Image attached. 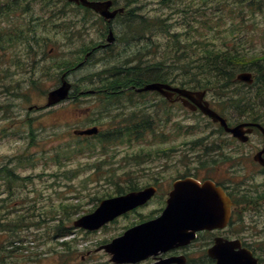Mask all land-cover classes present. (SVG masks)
Returning a JSON list of instances; mask_svg holds the SVG:
<instances>
[{
  "label": "rangeland",
  "instance_id": "obj_1",
  "mask_svg": "<svg viewBox=\"0 0 264 264\" xmlns=\"http://www.w3.org/2000/svg\"><path fill=\"white\" fill-rule=\"evenodd\" d=\"M13 1L20 12L17 11L12 20L4 18V22L0 23V42L26 32L32 40L27 46V53L21 41L17 40L12 45L0 44V164L9 159L19 162L16 171L27 179L19 180L15 186L18 196L14 200H0V212L9 217L20 212L32 213L34 224L21 230L22 240L15 243L19 246L11 252L12 256L7 257L8 264H123L112 262L107 252L97 248L127 227L152 216L156 205L153 201L115 218L97 230L74 227L72 221L91 212L103 197L114 194L111 190L114 185L108 180L151 181L157 167L148 168V163L140 164V155L147 156L148 152L155 154L154 149L158 146L149 147L147 137L144 141L122 138L120 142L121 137L118 136L117 139L111 138L101 143L96 137L74 135V128L99 124L101 129H105V126L120 123L123 117H113L115 113L121 112L120 104L114 103L111 109H102L98 102L103 99L97 98L95 94L77 95L79 89L100 84L88 83L90 80L77 82V78L98 69L121 65L128 57V52L131 49L138 50L136 47L142 46L145 41L137 38L130 40L127 18H116L112 23L116 43L107 51L95 53L88 63L70 74L69 79L77 82L73 83L71 97L48 108L28 109L32 104H44L46 92L58 85L62 69L75 65L87 48L104 40L107 27L93 12L84 11L64 0ZM123 1L119 0V3ZM218 1L136 0L128 8L139 7L133 13L160 17L152 23L160 25L162 29L169 27L172 34L177 33L182 42H187L188 34L185 32L188 26L195 25L199 32L211 31L216 34L215 30L201 24L200 20L205 18L202 17L204 14L206 17L211 12L214 14L216 8L212 10L209 6ZM248 2L249 13L250 7L255 4L260 8L252 12V24L249 26L252 27V35H255L252 48L261 52L264 50L261 28L264 27V0L243 1L244 4ZM25 5L29 12H22ZM227 20L225 17L220 21L221 27L213 25L220 30L226 27ZM152 35L151 40L156 45L157 58L160 60L162 50L167 46L172 49L174 42L164 31L153 32ZM195 37L201 39L198 35ZM189 52L193 54V51ZM104 53L105 58L98 62L97 59ZM223 89L209 90V97L229 120L237 121L238 110L230 104L232 99L226 97L236 87L231 85ZM248 90L252 95L255 87ZM154 98L152 95L144 98L135 96L136 110L144 111ZM260 105L261 108L257 107V110L262 109L264 117V107ZM173 110L176 112L174 131L172 119L160 128L162 135L164 126L170 123L167 125L170 132L163 137V147L174 145L184 149L210 130L211 126L205 127L204 116L181 107ZM151 143L161 145L154 139ZM142 145H146L144 149ZM141 167L147 168L140 170ZM211 168V173L218 170L213 169V166ZM2 195L4 192L0 193ZM156 203L159 205L161 201ZM27 207H30L29 210ZM243 216L244 222L239 223V228L245 231L239 233L246 235L252 246L264 257V216H260L256 224L249 221L252 212L247 211ZM61 218V230L67 227L70 231L66 236L54 233L57 220ZM191 249L193 256L203 255L198 247Z\"/></svg>",
  "mask_w": 264,
  "mask_h": 264
},
{
  "label": "flooded vegetation",
  "instance_id": "obj_2",
  "mask_svg": "<svg viewBox=\"0 0 264 264\" xmlns=\"http://www.w3.org/2000/svg\"><path fill=\"white\" fill-rule=\"evenodd\" d=\"M23 8L24 13L29 12L26 5ZM15 10L16 12L13 13ZM17 11H19V8L13 0H0V23L4 22V18L8 19L10 17L12 20ZM17 40L21 41L23 47H26L27 53V46L32 40L28 32L10 38L6 42H0V44L12 45ZM116 40L117 37L115 35L113 41L108 45L99 48L94 47L98 44H103L105 42L104 37V40L84 51L83 56L75 65L62 69L59 76V83L62 73H65L70 83L87 82V80H90L88 83H100L92 88L79 89L76 94H95L97 98L103 99V101L98 102L102 106V109H111V105L114 103L118 106L119 104L122 105L121 112L113 115V117L123 115L120 123L105 126V129H101L102 126L99 124H89L86 126L95 125L98 127L99 132L107 135L110 134L113 139H117L120 136V142H122V138H126L128 141H144L147 137L146 141L149 147L158 146L154 149L155 154L148 152L147 156L140 155V164L148 163V168L157 167L152 180L148 182L144 179L135 181L133 179L108 180L109 183L114 185L111 189L114 193L113 195L152 188L153 194L149 198V201H153L156 204L155 208H153V215L156 216L160 214L165 206V201L173 189L174 183L177 180L190 179L198 184L213 182L224 191L231 201L230 216L225 226L196 231L194 239L188 243L163 252H156L132 264H214L215 259L208 254V249L214 244L216 238L233 241L236 243V248L248 250L256 257L258 262L264 263V257L252 246V242L246 238V235L239 233L240 231H245L239 228V223L244 222L243 214L245 212H252V217L249 218L252 224H256L260 221V216H264V167L254 159L258 151H263V134L257 127L245 126L244 129L250 128L251 130L248 133H244L246 136L244 140H240V138L233 136L230 132L221 128L218 122H213L208 116L204 115L192 99L180 95L174 88L186 87V89L191 91H204L205 95L202 96L201 103L204 105L206 102L208 107L216 110L231 124L259 122L264 126L263 116L255 117L252 111L243 114L238 112V120L233 122L215 106V101L209 97V90L196 89L190 84L176 83L175 80L171 79H168L167 83H162L167 85L163 90L147 89L137 91L138 88L147 83L159 81L154 78L149 80L143 79L139 82L120 79L125 74L127 75L125 69L133 66L129 62L134 61L132 56L137 52L135 49H131L128 52L130 56L121 62V66L112 65L110 68L98 69L92 74L77 78V82L69 79L70 74L88 63L95 53L112 48ZM104 55L105 53L97 61L102 62L105 58L103 57ZM113 67H119L120 69L114 70ZM172 73H170V76ZM147 95H152L155 98L144 111L136 110L134 97L139 96L144 98ZM177 107H181L194 114L204 115L207 124L205 127L209 128L211 126L208 133L198 137L195 141L186 145L184 149L174 145L169 147L162 146L164 144L163 137H166L170 132L167 129V125L170 123L164 126V133L162 135L160 134V128L166 121L172 119L174 121V131L176 112L173 109ZM257 118L260 119L256 120ZM152 139L157 140L161 145L151 143ZM142 146V149H144L146 145ZM261 157L264 158V152L261 154ZM211 166H213V169L217 168V172L211 173ZM181 167L183 169H180ZM145 168L147 167H141L140 170H145ZM160 201L161 204L158 205L156 202ZM193 247L201 249L203 255L193 256L191 249Z\"/></svg>",
  "mask_w": 264,
  "mask_h": 264
},
{
  "label": "trees",
  "instance_id": "obj_3",
  "mask_svg": "<svg viewBox=\"0 0 264 264\" xmlns=\"http://www.w3.org/2000/svg\"><path fill=\"white\" fill-rule=\"evenodd\" d=\"M132 1L136 2V0H124V2H129V4ZM243 1L220 0L217 4L210 5V9L214 10L216 8L214 14L212 15L211 12V15L207 17L205 14L202 15L205 18L201 19L200 22L203 25H207L209 29L215 30L216 34L211 31L199 32L195 25L188 26L185 32V34H188L187 42H182L177 33L172 34L169 31V27L162 29L160 25L152 23L154 20L160 19V17H148L143 13L133 15L132 13L139 7L131 8L130 12L132 13H130V16L126 15V23L129 22L131 31V34L128 35L129 38L133 35H145L147 39H150L153 36V32L164 31L173 40L174 49H169L168 46L164 48L159 60L154 41L146 42L147 47H143L145 52L133 57L136 59L135 64L126 68L127 75L125 74L120 79L139 82L143 79L166 80L170 78L178 83L192 84V87H212L216 86V83H232L237 72L251 70L254 74L251 86L255 87V90L250 95L252 96L250 98L252 102L250 103H252V106L262 104L264 107V50L258 52L252 48L255 35H252V27L249 26L252 24L250 18L252 12L260 8L258 7L259 5L255 4L256 6L250 7L249 13L248 4L250 2L244 4ZM83 9L88 11L85 8ZM225 17L228 18L226 27L218 30L216 26H220V21ZM261 28L264 35V27ZM195 35L200 36L201 39L195 37ZM217 39L220 40L218 41ZM189 50L193 51V54ZM143 57L147 59L142 60ZM171 66L176 68L174 69L176 70V75L174 76H170L172 69L169 68ZM238 102L249 104L247 98L239 99ZM111 136L110 134L103 135L101 133L100 136H97V139L102 143L104 140L110 139ZM18 166H20V163L15 162L13 159L0 164V193L4 192V195L0 196L1 201L14 200L15 196H18L16 189H14L15 186L19 184V180L27 179L26 176H21L16 171ZM29 208L27 207V210ZM54 215L50 217L53 218ZM32 216V213L20 212L16 216L14 214L9 217L0 212V234H4L3 237L0 236V264H8L7 257L12 256L11 252L19 246L15 243L22 240L21 230L34 224L32 223ZM62 223V218L57 220L54 233L66 236L70 231L67 227L61 230L63 227Z\"/></svg>",
  "mask_w": 264,
  "mask_h": 264
},
{
  "label": "water",
  "instance_id": "obj_4",
  "mask_svg": "<svg viewBox=\"0 0 264 264\" xmlns=\"http://www.w3.org/2000/svg\"><path fill=\"white\" fill-rule=\"evenodd\" d=\"M68 1L94 9L108 22L118 12L123 11L121 7L110 10L112 0ZM106 39L108 42L113 39L111 30H109ZM236 79L250 83L252 81L251 73H238ZM162 83H149L138 90H163L167 85ZM174 89L180 95L192 99L204 113L208 114L214 121H219L225 130L230 131L233 135L245 139L246 137L243 134L245 131L251 130L250 128L243 129L245 125L251 123L228 126L226 120L210 109L206 102L204 105L201 103L204 91H191L184 88ZM69 90L70 83L63 75L60 85L47 92L45 105L49 106L64 100L68 97ZM255 125L260 127L259 124ZM96 132L97 128L94 126L73 130V133L78 135ZM263 152L264 148L263 151H259L254 156V159L264 166V158L261 157ZM208 184L198 188L190 179L177 180L170 192L162 215L126 229L121 235L99 246V249L103 248L108 252L113 262H134L159 250L163 251L170 247L187 243L194 238L195 230L224 226L229 217V200L219 188ZM152 193V188H145L144 190L132 191L124 195L104 198L92 212L82 215L74 220L73 223L76 226H82L87 229H97L116 216L142 204ZM208 253L216 258V264H257L256 259L249 253L242 250L232 251V244L222 242L220 238H216L215 244L208 249Z\"/></svg>",
  "mask_w": 264,
  "mask_h": 264
},
{
  "label": "bare ground",
  "instance_id": "obj_5",
  "mask_svg": "<svg viewBox=\"0 0 264 264\" xmlns=\"http://www.w3.org/2000/svg\"><path fill=\"white\" fill-rule=\"evenodd\" d=\"M165 54V53H164ZM128 61H131V60H128ZM160 62V61H159Z\"/></svg>",
  "mask_w": 264,
  "mask_h": 264
}]
</instances>
